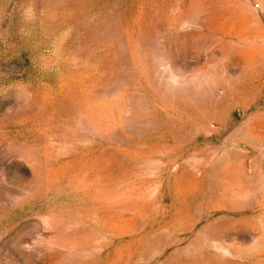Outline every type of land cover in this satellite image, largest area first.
<instances>
[{
	"label": "rangeland",
	"instance_id": "374dc122",
	"mask_svg": "<svg viewBox=\"0 0 264 264\" xmlns=\"http://www.w3.org/2000/svg\"><path fill=\"white\" fill-rule=\"evenodd\" d=\"M0 264H264V0H0Z\"/></svg>",
	"mask_w": 264,
	"mask_h": 264
}]
</instances>
